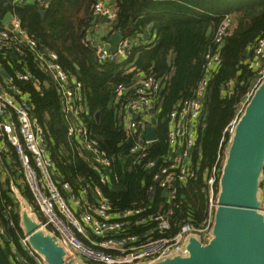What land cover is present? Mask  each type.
<instances>
[{
  "label": "built area",
  "instance_id": "2783aa9c",
  "mask_svg": "<svg viewBox=\"0 0 264 264\" xmlns=\"http://www.w3.org/2000/svg\"><path fill=\"white\" fill-rule=\"evenodd\" d=\"M10 1L17 5L34 3L45 10L50 5V0ZM92 10L94 17H101L111 24L117 17L116 7H110L102 0L93 3ZM12 13V19L6 23L1 22L6 13H0V53L7 57H21L26 52L33 55L39 69L51 78L60 95L68 137L78 142L80 154L89 159L100 173L97 186L86 181L78 193L69 181H57L56 163L49 152L44 127L33 113L29 91L23 88L24 83L32 81L35 88L41 89L43 83L33 78L27 66L17 69L14 75L5 71L9 78L0 73V165L16 196L21 195L19 186H26L43 217V227L59 238L67 254L93 264H151L176 255H186V243L191 236L208 243L213 237L227 148L245 106L264 81V34L257 38L245 59L247 69L253 74L248 90L236 116L224 129L215 162L204 171V213L200 218L188 215L173 222V209L168 206L174 205L180 188L198 176L194 155L202 154L196 145L199 134L207 125L203 98L210 72L222 64L221 48L225 37L233 30L232 15L225 14L214 30L204 56V74L195 94L180 101L169 114L167 153L152 156L148 145L153 141L145 139L146 127L151 125L156 128V105L162 90L160 79L153 73L136 70L130 83H119L114 89L112 102L117 106L120 125L127 134L126 142L131 143L128 148L131 160L151 174V180L146 184L150 197L165 191L164 201L153 209L150 202L121 207L103 193L101 186L120 182L121 176L114 168L122 157L109 154L102 148L99 138L92 135L84 117L86 106L82 81L66 70L56 51L41 45L38 38ZM112 33L110 28V35ZM110 35H102L93 23L82 35L84 45L95 49L102 64L127 59L136 42L133 38L124 37L114 52L108 40ZM233 85V80L226 84L228 88ZM140 127L144 133L139 132ZM2 162L6 163L5 166ZM261 188L260 211L264 214V173ZM11 211L12 207L4 209L8 226L15 227ZM19 242L21 249L38 264H47L31 246L28 236H20ZM0 244L9 247L17 261L21 260L4 225H0Z\"/></svg>",
  "mask_w": 264,
  "mask_h": 264
},
{
  "label": "trees",
  "instance_id": "16d2710c",
  "mask_svg": "<svg viewBox=\"0 0 264 264\" xmlns=\"http://www.w3.org/2000/svg\"><path fill=\"white\" fill-rule=\"evenodd\" d=\"M97 1L50 0L43 17L41 9L34 3L17 5L10 0H0V13L14 12L41 45L56 51L66 70L82 81L86 106L84 117L92 135L99 138L102 148L109 154L122 157L114 168L121 176L120 182L101 186L103 193L121 207L148 203L150 196L146 184L150 182L151 174L131 160L128 152L131 143L126 142L127 134L120 125L117 106L114 103L109 106L114 89L119 83H130L136 70L153 73L160 79L162 90L155 120L159 137L148 146L152 156L167 153L170 112L180 101L195 94L204 74V56L217 25L225 14L237 15V25L222 44V64L210 72L203 98L207 125L199 134L196 145L202 154L194 155L198 176L181 187L174 205L168 206L173 209V222L188 215L200 218L205 209L204 171L215 162L224 129L236 116L253 77L245 59L257 38L264 34V0H115L117 17L111 24V32L118 31L129 38L139 37L140 42L133 45L127 59L103 64L98 61L95 49L82 42L84 30L92 25V5ZM209 28L212 31L207 34ZM148 34L153 37L144 40ZM25 66L31 70L33 78L43 83L41 89L35 88L32 81L24 83L23 88L29 91L33 113L44 127L49 152L56 163L57 181H69L76 193L86 181L97 186L100 173L89 159L80 154L78 142L68 137L60 95L51 78L39 69L30 52L21 57H7L0 53V68L8 74L14 75L17 69ZM130 68L134 70L130 71ZM230 80L234 85L228 88L226 84ZM138 130L141 133L144 129L140 127ZM19 188L43 220L30 190L21 185ZM162 199L158 194L153 209ZM197 200L200 206L195 209ZM7 207H12L15 227L8 226L4 213ZM0 225L7 228L9 239L21 255V260L17 261L10 248L0 244V264H38L20 247L19 238L25 234L21 203L1 169Z\"/></svg>",
  "mask_w": 264,
  "mask_h": 264
},
{
  "label": "water",
  "instance_id": "95a60500",
  "mask_svg": "<svg viewBox=\"0 0 264 264\" xmlns=\"http://www.w3.org/2000/svg\"><path fill=\"white\" fill-rule=\"evenodd\" d=\"M40 12L44 17L46 10L41 9ZM12 17V11H7L1 22L6 23ZM96 19L95 16L92 23ZM211 31L212 28H209L207 34ZM123 38L118 31L110 35L108 40L114 52ZM0 73L9 78L2 68ZM112 103L109 102L110 107ZM158 137L157 129L148 125L145 139L155 141ZM263 173L264 81L245 106L226 151L213 237L204 244L199 237L191 236L186 243V255H176L151 264H264V214L260 211L262 196L259 197ZM18 199L24 233L44 261L47 264H83L77 256L67 254L59 238L48 232L43 223L31 214L24 197L20 195Z\"/></svg>",
  "mask_w": 264,
  "mask_h": 264
},
{
  "label": "crops",
  "instance_id": "0c3cea01",
  "mask_svg": "<svg viewBox=\"0 0 264 264\" xmlns=\"http://www.w3.org/2000/svg\"><path fill=\"white\" fill-rule=\"evenodd\" d=\"M106 5H108V6H110V7H114L115 6V0H102ZM27 2H31V0H28ZM93 24H96L97 25V27H98V29H99V31H100V33L102 34V35H105V34H107V35H110V28H111V23L110 22H108V21H106L105 19H103V18H101V17H98L97 19H96V21L93 23ZM152 35H149L148 34V36H144L143 37V39L144 40H146V38H148L149 39V37H151ZM155 36V35H154ZM153 37V36H152ZM134 40H136V42L135 43H138V42H140V38L138 37V38H133ZM132 69L133 68H130V71H132ZM3 163V162H2ZM4 164V166H5V164L6 163H3ZM0 167H1V165H0ZM0 169H2V167L0 168ZM2 175L4 176V174H3V171H2ZM204 176V175H203ZM204 179H205V176H204ZM187 184V183H186ZM158 194H161V197L162 198H164V194H163V192H158V193H156V195H154L153 196V198L152 197H149V201L148 202H150V205H153V206H156V202H157V200L155 201V198L157 197V195ZM21 197H24L22 194H21ZM18 198V197H17ZM198 198V197H197ZM203 198H204V195H203ZM24 199H25V201L27 202V205H28V208H29V211L31 212V214H36V212L34 211V209H33V206H32V203H30L29 201H28V198H26V197H24ZM199 200H200V198H198ZM197 200L196 202H195V204H196V207H195V209L196 208H198L199 206H200V201H202V200ZM164 201V199H162L161 201H159L158 202V205H157V207H159L161 204H162V202Z\"/></svg>",
  "mask_w": 264,
  "mask_h": 264
},
{
  "label": "rangeland",
  "instance_id": "374dc122",
  "mask_svg": "<svg viewBox=\"0 0 264 264\" xmlns=\"http://www.w3.org/2000/svg\"><path fill=\"white\" fill-rule=\"evenodd\" d=\"M250 2H254V1H256V0H249ZM232 17H234V26H233V28H235V26L237 25V22H238V20L236 19V17H237V15L236 14H232ZM262 196V190H260V193H259V197H261ZM33 216L37 219V220H39V221H42L38 216H37V214H33ZM47 231L48 232H50V230L49 229H47ZM78 261H82L83 262V264H88L86 261H84L83 259H78ZM80 263V262H79ZM80 264H82V263H80Z\"/></svg>",
  "mask_w": 264,
  "mask_h": 264
}]
</instances>
